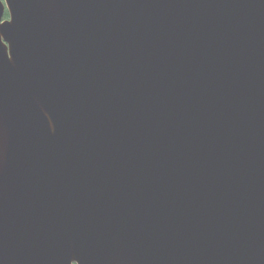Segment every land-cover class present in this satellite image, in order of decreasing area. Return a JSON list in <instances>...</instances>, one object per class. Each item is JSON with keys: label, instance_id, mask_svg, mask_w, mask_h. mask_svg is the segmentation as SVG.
<instances>
[{"label": "water", "instance_id": "water-1", "mask_svg": "<svg viewBox=\"0 0 264 264\" xmlns=\"http://www.w3.org/2000/svg\"><path fill=\"white\" fill-rule=\"evenodd\" d=\"M0 264H264V0H0Z\"/></svg>", "mask_w": 264, "mask_h": 264}, {"label": "trees", "instance_id": "trees-1", "mask_svg": "<svg viewBox=\"0 0 264 264\" xmlns=\"http://www.w3.org/2000/svg\"><path fill=\"white\" fill-rule=\"evenodd\" d=\"M5 18H8V13L6 12Z\"/></svg>", "mask_w": 264, "mask_h": 264}]
</instances>
